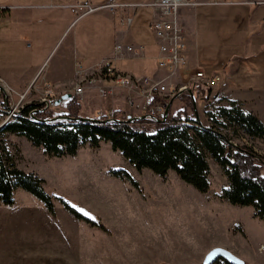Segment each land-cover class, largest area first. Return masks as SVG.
Wrapping results in <instances>:
<instances>
[{
    "label": "rangeland",
    "instance_id": "obj_1",
    "mask_svg": "<svg viewBox=\"0 0 264 264\" xmlns=\"http://www.w3.org/2000/svg\"><path fill=\"white\" fill-rule=\"evenodd\" d=\"M104 21H110L104 12L89 14L81 17L76 30L84 32L85 42L91 39L94 44L102 43L108 36L100 27ZM146 31L144 28L134 29L135 38L140 36L151 44ZM3 62H8V59H4L0 50V65ZM141 63L125 60L115 65L120 70L132 72ZM220 85L208 92L209 100H197L195 108L205 127L209 126L205 112L215 116L216 109L228 106L227 100L215 93ZM88 92L93 93L88 96L98 98L93 88H84L80 99L74 97L79 118L87 119L85 117H92L98 111L96 118L124 120L119 116L120 106L116 103L101 100L108 105L92 108V104L84 100ZM46 94L51 103L44 108L46 104L40 99ZM60 95L47 87L40 91L30 87L18 93L0 80V126L10 119L11 114L30 103L49 109L53 117L64 116L65 101L52 105ZM182 97L169 104V112L194 120L193 107L185 106ZM112 106L115 115H103ZM133 126L150 132L154 128L140 123H133ZM225 132L233 146L248 148L264 160V138H249L240 130L232 132V127ZM4 141L15 166L43 181L42 188L51 198L56 214L55 218L51 217L39 200L16 189L11 205L0 204V264H32L35 261L41 264L40 260L48 259L45 256L50 249L64 247L69 250L81 248L66 253L70 260L66 264H201L202 253L210 251L211 246L218 243L228 244L240 254L244 264H264V254H257L254 248L257 243H264V224L253 216L251 207L232 206L219 198L227 183L217 164L209 157L208 190L201 194L181 182L173 172L169 171L160 178L147 169L136 171L118 151H112L107 142H100L95 149L85 144L73 156L55 158L44 155L41 148L32 146L21 136L7 134ZM257 164L259 175L264 178V163ZM117 170L125 171L136 183V188L111 174ZM21 192L26 193L30 200L19 196ZM58 199L102 227L99 229L75 219L86 226L83 229L89 239H93L89 240L90 245H75L82 237L86 240L84 231L67 221L68 216H72ZM241 230L247 235L246 239L240 235ZM214 264H222V261L217 260Z\"/></svg>",
    "mask_w": 264,
    "mask_h": 264
},
{
    "label": "crops",
    "instance_id": "obj_2",
    "mask_svg": "<svg viewBox=\"0 0 264 264\" xmlns=\"http://www.w3.org/2000/svg\"><path fill=\"white\" fill-rule=\"evenodd\" d=\"M79 1L82 0H0L3 17L0 23V50L4 59H8V62L0 65V80L10 90L22 93L30 87L36 91L47 87L56 94L69 93L74 83L73 65L76 62L89 65L110 57L115 43L141 46L144 56L126 60L142 62L132 72L118 69L115 63L125 60H116L114 67L117 70L145 76L163 74L156 69L153 60L157 49L148 30L152 12L144 6L151 0H87L93 6L111 2L117 5H141L116 11L100 9L91 13L104 12L110 18L108 23L104 21L100 26L108 36L105 42L97 44L91 39L85 42L84 32L76 30L81 17L74 15L72 6ZM217 1L218 3L196 0L195 6L179 9V24L188 43L187 67L178 77L184 79L196 69L205 75H219L223 82L215 91L216 95L227 101L238 102L242 112L253 115L264 126V4L259 3L263 0ZM124 18L130 19L128 26L120 24ZM132 25L134 29L148 30L146 32L151 44L140 36L135 38ZM88 94L93 93L88 92L84 100L87 104L90 102L92 108L102 106L101 104L108 105ZM198 97L199 94L192 108L194 121L198 120L200 126L205 127L195 108ZM97 113L98 111L92 117L85 118L95 120ZM19 196L30 200L26 193L21 192ZM55 214L53 207V215L50 216L55 218ZM67 221L84 231L86 240L82 237L75 245H90L89 240L93 239H89L83 229L86 226L70 216ZM240 235L247 238L242 230ZM213 248L224 249L242 260L240 254L226 243L214 244L210 250ZM254 248L257 254H264L263 242L257 243ZM260 248L263 250H259ZM79 250L81 248L50 249L45 256L48 259L40 261L41 264H66L70 261L66 258V253ZM208 251L202 253L201 261ZM35 262L32 264H36ZM242 263L244 264L243 260Z\"/></svg>",
    "mask_w": 264,
    "mask_h": 264
},
{
    "label": "trees",
    "instance_id": "obj_3",
    "mask_svg": "<svg viewBox=\"0 0 264 264\" xmlns=\"http://www.w3.org/2000/svg\"><path fill=\"white\" fill-rule=\"evenodd\" d=\"M208 92L199 91L198 100H206ZM181 99L185 106H191L188 97ZM227 104V107L216 109L215 116L205 112L209 121L207 127L196 124L192 118L172 115L169 105L164 122L156 124L151 132L134 127L133 123H137L134 120L109 121L105 117L78 120L74 97L65 101L66 114L59 117H53L49 109L37 107L36 103L27 104L0 126V204L11 205L13 192L21 189L53 214L51 198L42 188L43 181L15 166L4 141L5 135L12 134L23 137L32 146L41 148L44 155L55 158L73 156L85 144L95 149L100 142H107L110 149L118 151L136 171L147 169L160 178L173 172L181 182L201 194L208 190L209 157L227 183L219 198L232 206L251 207L253 216L264 224V178L259 175L257 164L264 160L248 148L233 146L225 132L232 127V132L240 130L249 138L263 139L264 126L253 115L242 112L237 102L227 101ZM185 122L191 126L186 127ZM111 174L136 188V183L125 171H112ZM58 201L74 219L102 229L63 200Z\"/></svg>",
    "mask_w": 264,
    "mask_h": 264
},
{
    "label": "built area",
    "instance_id": "obj_4",
    "mask_svg": "<svg viewBox=\"0 0 264 264\" xmlns=\"http://www.w3.org/2000/svg\"><path fill=\"white\" fill-rule=\"evenodd\" d=\"M211 2L218 3L217 0ZM259 3L264 4V0ZM195 4L196 0H151L144 5L152 12L148 30L157 49L153 57L155 67L163 72L162 75H134L117 70L114 67L116 60H134L144 56L141 46L115 43L110 57L89 65L77 62L73 65L74 86L69 93L80 99L84 88H93L100 100H107L110 104L116 103L120 106L118 110L120 117L153 126L164 122L165 111L173 100L184 96L188 97V102L195 104L199 91L204 93L212 91L223 82V78L219 75H205L200 70L190 72L184 79L178 77L187 67L188 43L184 30L179 24L178 13L181 7H193ZM137 6L141 5H117L111 2L93 6L87 0H82L72 8L74 15L80 18L100 9L116 11ZM2 21L0 12V23ZM129 22V18H124L120 24L128 26ZM48 97L46 94L40 99V102L46 104L44 108L51 103ZM207 100H209L208 95L204 101ZM114 113L112 106L103 115L111 117ZM183 124L186 127L191 126L187 122Z\"/></svg>",
    "mask_w": 264,
    "mask_h": 264
},
{
    "label": "water",
    "instance_id": "obj_5",
    "mask_svg": "<svg viewBox=\"0 0 264 264\" xmlns=\"http://www.w3.org/2000/svg\"><path fill=\"white\" fill-rule=\"evenodd\" d=\"M70 98H71L70 93H64V94L60 95L57 99H55L53 101L52 105L57 106L61 102H64ZM192 107L194 108V104H192ZM166 112H167V109H166L165 113ZM78 120L83 121V120H88V119L80 118ZM195 122H196V124L200 125L198 120ZM217 260H221L222 262H225L226 264H243L240 259H238L237 257L233 256L228 251L221 249V248H213L210 251H208L202 260V264H214L215 261H217Z\"/></svg>",
    "mask_w": 264,
    "mask_h": 264
}]
</instances>
